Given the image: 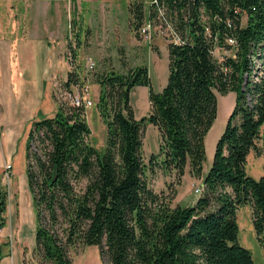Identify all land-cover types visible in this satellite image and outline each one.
Listing matches in <instances>:
<instances>
[{"label":"trees","instance_id":"trees-1","mask_svg":"<svg viewBox=\"0 0 264 264\" xmlns=\"http://www.w3.org/2000/svg\"><path fill=\"white\" fill-rule=\"evenodd\" d=\"M159 11L180 38L167 45L166 84L155 92L144 65L95 76V106L106 127L102 149L89 141L85 106L55 91L56 113L31 123L24 148L36 223L32 264H72L70 250L87 245L97 246L107 264H255L238 241L236 212L250 206L264 246V175L254 178L246 171L249 153L259 154L257 143L264 139V0L153 1L149 16ZM129 15L137 30L145 17L143 3L131 2ZM80 36L75 34L74 48L67 37L71 68L59 86L65 92L84 84L75 62ZM215 48L227 54L218 60ZM136 86L148 88L150 111L140 119L130 103ZM230 91L234 105L202 176L217 93ZM148 123L158 129L160 143L146 163ZM155 167L174 171L177 179L188 167L202 178L195 203L171 206L156 193L146 178ZM7 207V191L0 187V229ZM7 246L0 242V260Z\"/></svg>","mask_w":264,"mask_h":264},{"label":"rangeland","instance_id":"rangeland-1","mask_svg":"<svg viewBox=\"0 0 264 264\" xmlns=\"http://www.w3.org/2000/svg\"><path fill=\"white\" fill-rule=\"evenodd\" d=\"M34 1L30 5H27L26 2L16 5L18 16L24 12L30 19L28 17L25 19L13 18L8 9L6 11L4 8L0 9L2 16L6 12V17L0 19L3 29V32H0L2 37L10 42L20 38L12 49L4 44L0 50V103L3 106V111L0 110V187L8 194L6 225L7 227L14 226L17 230V234L11 233L6 239L4 238L8 243L5 250L17 242V238L19 240L20 227L24 244L29 248L31 244H34L36 226L25 174L24 147L29 128L27 129L24 123L18 122L20 110L15 114V107L20 105L21 99L20 79L15 78V75L16 68H20V57L22 60L26 59L23 51V37L26 35V30L28 29V35L24 39L35 47L36 61L40 64L36 68L40 74L45 68L47 57L54 56V54L60 57L64 56L69 70L71 66L67 58V37L68 41H71V47L74 48L76 45L75 34L81 33L82 42L77 48L75 62L81 66L82 80L90 86L93 104L85 107V116L91 129L89 141L98 149L104 147L106 127L95 106L98 98L97 91L99 93V85L95 83V76L111 70L124 73L131 67L144 65L148 68L151 86L155 92H159L161 86L166 84L168 76V51L164 45L167 46L169 41L160 36L159 32L154 34L150 42L144 41L129 21L131 2L141 1L144 5V16L147 18L154 0ZM26 7L28 9L25 10ZM161 11L164 16L170 15V19L174 18V15L167 14L165 7ZM164 28L162 26L161 30L164 31ZM25 53L27 52L25 51ZM225 54L227 52L222 48H215L213 51L214 58L218 60H221ZM14 61L18 63H13ZM91 62L94 63L92 67H90ZM21 65L26 67L27 63ZM61 68L60 66L56 67L58 78L53 79V88L57 97L65 100L69 97V92L63 91L59 86L64 82L67 71ZM147 90L145 86H136L130 93V103L136 119L147 116L150 111ZM234 99L233 91L226 95L217 93V116L204 138L206 160L203 163L202 175L211 165L216 141L225 127L227 117L234 105ZM56 105H58V101H56ZM14 119L17 121L13 122ZM159 138L158 129L150 123L146 124L143 136V154L146 163L152 154L159 152ZM257 145L260 153L250 152L246 162V171L254 178L264 175V139L258 141ZM5 162L11 164L9 176L5 172ZM146 178L150 187L168 199L171 206H175L178 201L181 206H192L197 200L193 190L194 185L202 181L200 178L192 176L189 169L180 179H177L173 171L159 167L148 169ZM236 216L239 243L250 251L255 264H264V246L257 239L252 224L250 206H240ZM4 240L0 242H4ZM88 247L77 246L70 250L73 264H83L85 261L90 264L92 255L88 253ZM94 247L96 249V246ZM27 261L32 264L34 260L30 258ZM105 264L107 263L105 262Z\"/></svg>","mask_w":264,"mask_h":264},{"label":"crops","instance_id":"crops-1","mask_svg":"<svg viewBox=\"0 0 264 264\" xmlns=\"http://www.w3.org/2000/svg\"><path fill=\"white\" fill-rule=\"evenodd\" d=\"M21 2H26L27 5H30L34 3V0H0V9L4 8L5 11L8 9L10 13L12 14L13 18H29V16H26L25 13H21L20 16H18V12L16 11L17 4ZM28 9V7L25 8V10ZM9 14V13H8ZM0 19H3L6 17L5 14H0ZM30 19V18H29ZM3 32L2 24L0 23V32ZM28 29L26 30V37ZM23 37V51L26 55V59L22 60L20 57V68H16V75L15 78L20 79V105L15 107V114L20 110V116L19 121L26 125L27 129L30 127L31 123L34 120L40 119L42 117H51L56 113L57 105L53 98L54 93V78H58L56 76L57 69L56 67L60 66L61 69L64 68V70L68 71V64L67 61L64 59V56L57 57L55 54L54 56L47 57V62L45 64V68L43 72H39V70L36 68V66H39L40 64L36 61V54H35V47L33 44L26 42ZM20 39L16 38L13 42H10L8 40H5L2 37V33L0 34V50L1 47L5 44L6 46H9L10 49L13 48L15 42ZM163 47V45H162ZM165 49L167 46H165ZM56 48V47H55ZM162 50V49H161ZM25 51L27 53H25ZM17 61H14L13 63H16ZM18 63V62H17ZM27 63V66H22L21 64ZM64 66V67H63ZM67 74V73H66ZM60 79V78H59ZM66 79V78H65ZM61 80V79H60ZM19 85V83H18ZM163 86H161V89ZM148 89V88H147ZM148 92V90H147ZM98 96V91H97ZM14 107V106H13ZM3 106L0 103V110L3 111ZM17 121L16 119L13 120ZM12 157L11 155L9 156ZM1 164V163H0ZM1 167V165H0ZM186 172H188V168H186ZM174 174V171H173ZM203 176V175H202ZM202 180V178H200ZM177 204H180V201H178ZM11 233L17 234L16 228L14 226L7 227L4 226L1 229L0 234V241H3L4 238L6 239L7 236H10ZM16 238V237H15ZM5 242V240H4ZM34 244H31V246H28L24 244V238L22 236V228L20 227V235L19 240L17 238V242H14L9 249L5 251V255L1 258L0 264H26V261L31 258V251ZM91 246V247H90ZM95 245H88L84 247H88V253L92 255V260L90 264H105L104 260L100 256L99 249L96 246V249L94 247ZM50 264V263H47ZM73 264V259H72ZM83 264H88L87 261L83 262Z\"/></svg>","mask_w":264,"mask_h":264},{"label":"built area","instance_id":"built-area-1","mask_svg":"<svg viewBox=\"0 0 264 264\" xmlns=\"http://www.w3.org/2000/svg\"><path fill=\"white\" fill-rule=\"evenodd\" d=\"M160 13L161 12L159 11V13H157L155 16H151V17L149 16L148 13L147 18L144 17L141 25L137 29L138 33L142 37V40L150 42L154 34L159 32L160 36L166 38L169 42H174V43L179 42L180 38L177 36L176 30L173 29L172 24H170L167 19L161 16ZM162 26L165 27L164 31L161 30ZM228 42L232 43V39H228ZM93 65L94 63L91 62L90 67H92ZM68 98L70 99L71 103L75 106H79L82 104L85 107L87 106L89 107L93 104L90 95V86L87 83H84L80 87H76V86L72 87L69 92ZM4 168L6 175L9 176V172H10L9 169L11 168V164L5 162ZM193 190L196 196L200 195L203 190L202 181L196 183L194 185ZM0 234H1V229H0Z\"/></svg>","mask_w":264,"mask_h":264}]
</instances>
